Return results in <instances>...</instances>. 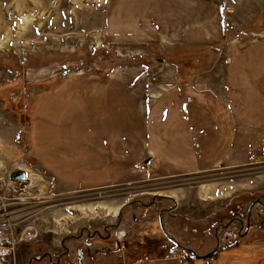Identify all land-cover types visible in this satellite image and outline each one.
Instances as JSON below:
<instances>
[{
	"label": "crops",
	"instance_id": "crops-1",
	"mask_svg": "<svg viewBox=\"0 0 264 264\" xmlns=\"http://www.w3.org/2000/svg\"><path fill=\"white\" fill-rule=\"evenodd\" d=\"M123 6L115 10L117 26L128 37L177 46V51L221 41L232 30L220 17V1L125 0ZM260 41L229 61L188 62L186 78L178 65L166 63L164 57L158 59L161 67H148L138 84L131 77L100 75L85 97L78 94L80 89L70 88L73 77L63 78L61 82L70 83L46 94L42 119L31 132V150L41 159L44 179L59 189L89 190L111 186L148 158L161 173L176 176L206 172L229 162H257L264 157V41ZM249 53L247 61H240ZM166 68L171 75L165 74ZM195 68L206 70L192 71ZM44 132V145L36 148V134ZM176 209L122 208L116 222L84 225L78 234L62 241V247L71 252L63 263L77 264L79 247L85 264L179 260L171 254L176 244L203 256L195 259L215 252L214 247L200 254L182 244L186 229L175 225L172 213L180 212ZM106 227H111V234L105 238L92 241L83 233ZM221 237L217 236L220 241ZM239 245L219 252L239 260Z\"/></svg>",
	"mask_w": 264,
	"mask_h": 264
},
{
	"label": "rangeland",
	"instance_id": "rangeland-1",
	"mask_svg": "<svg viewBox=\"0 0 264 264\" xmlns=\"http://www.w3.org/2000/svg\"><path fill=\"white\" fill-rule=\"evenodd\" d=\"M21 1L0 0V44L10 37L7 47L0 46V134L6 131L11 135L5 141L0 137V189L6 193L17 190L16 195L28 200L19 201L20 208H26L27 224L35 226L40 234L2 264H36L31 262L33 256L40 258L45 251L59 256L64 249L62 241L78 234L82 226L116 222L120 214L108 210L110 205L125 204L123 208L139 210L177 208L180 212L172 213L176 224L173 223L186 229L181 242L198 249L200 254L237 243L238 224H229L230 219L244 217L255 202L260 204L257 212L264 214V157L254 163L229 162L206 172L177 176L161 173L148 158L129 176L107 188L59 189L44 179L41 159L34 157L31 150V132L33 124L42 119L46 94L54 93L64 83L63 78L73 77L70 88L80 89L78 94L85 97L89 85L100 75L111 74L120 80L131 77L132 83L138 84L148 67H161L158 59L164 57L166 63L178 65L186 78L188 62L229 61L247 46L263 43L264 0H213L222 3L220 17L232 26L229 36L221 41L189 45L190 49L183 46L189 50L186 52L177 51V46L168 48L162 43L128 37L126 30L117 26L119 15L115 12L124 7L125 0H40L39 4L46 8L35 12L39 15L31 26L14 9ZM30 1L35 5L38 0ZM22 7L26 8L24 4ZM24 23L26 28L22 27ZM251 54L240 61H247ZM164 72L171 75L170 68ZM69 83L65 81L64 88ZM122 86L119 84L118 88ZM44 141L45 132L37 133L36 148ZM15 170L26 171L27 180L12 183L9 176ZM240 249L239 260L237 256L232 259L229 253H214L218 264H264V242L241 245ZM190 255L188 260L159 264H210L209 257H215L208 254L195 259L203 256Z\"/></svg>",
	"mask_w": 264,
	"mask_h": 264
},
{
	"label": "built area",
	"instance_id": "built-area-1",
	"mask_svg": "<svg viewBox=\"0 0 264 264\" xmlns=\"http://www.w3.org/2000/svg\"><path fill=\"white\" fill-rule=\"evenodd\" d=\"M16 193L17 190L14 189H9L7 193L0 189V261L14 257L23 244L34 241V238L37 239L40 234L35 226L27 224L26 208H20L19 201L28 200L21 198ZM12 198H16V200L13 201ZM122 248L125 247L122 246ZM171 251L172 256L181 260H188L191 257L190 251L178 244L173 246ZM208 260L210 264H218L216 257H209ZM147 261L132 264H148Z\"/></svg>",
	"mask_w": 264,
	"mask_h": 264
},
{
	"label": "flooded vegetation",
	"instance_id": "flooded-vegetation-1",
	"mask_svg": "<svg viewBox=\"0 0 264 264\" xmlns=\"http://www.w3.org/2000/svg\"><path fill=\"white\" fill-rule=\"evenodd\" d=\"M260 204L259 202H255L254 204H252V206L249 207L247 213L245 214L244 217H239V216H235L233 218L230 219V223H237L238 224V231L236 233V235L238 236V241L237 243H235L236 245H239L238 242L240 241H244L246 240L245 243L240 244L241 245H247L250 243H262L264 242V217L261 218L260 216L264 215L262 212H257L256 208H259ZM261 208H264V206H262ZM264 212V209H263ZM259 220H261V222H259ZM229 224L226 226V233H225V237L224 238L226 241H228V230L230 229ZM245 228V230H243ZM256 229V230H255ZM92 231L88 232L85 231L83 233L86 234V236L88 237L89 240L95 239V238H105L108 237L111 234V227H106L103 228V230L101 229H96L94 230L92 233ZM64 244V243H63ZM234 244V245H235ZM62 248L63 251L59 254V256H53V254H51L48 251H45V253H43V255L38 258L36 256H33L31 262H35L36 264H42L44 263V261H48L49 264H64L63 263V259L65 257H67L68 255H70V250L69 248L63 246ZM222 247H217L215 252H211L209 255H213L214 253H216L217 251H221ZM80 252L82 254V256H80ZM77 264H85V258H84V250L82 247L78 248L77 251ZM213 256L216 257V255L214 254Z\"/></svg>",
	"mask_w": 264,
	"mask_h": 264
},
{
	"label": "bare ground",
	"instance_id": "bare-ground-1",
	"mask_svg": "<svg viewBox=\"0 0 264 264\" xmlns=\"http://www.w3.org/2000/svg\"><path fill=\"white\" fill-rule=\"evenodd\" d=\"M39 3H40V0L37 1V4L32 5V3H31L30 0H28V1L22 0V1L20 2V4H18V5L16 4V5H15L14 9H15L16 12L20 13V15L24 16L25 21H26L27 23H29V26H31V23L37 18V15H39V14H37V13H35V12H37L38 10H39L40 12H42V11H44L45 8H46V7L42 6V5L39 4ZM23 4L26 6V8L22 7ZM40 14H41V13H40ZM38 23H39L38 25H39L42 29L45 28V26H42V24H41L40 22H38ZM22 27H25V28H26V23L22 24ZM0 29L2 30V25H1V28H0ZM8 38H10V37L8 36V37H7V40H5L4 43H1L0 46L7 47V46H8ZM1 128H2V122H0V129H1ZM10 136H11V135L8 134V132H6V131H4V132H2V133L0 134V137L3 138L2 141H5V139H9V138H11ZM8 141L12 142L11 140H8ZM206 192L208 193L209 191L206 189ZM157 195H158V196H163V195H160V194H157ZM167 197H171V196H167ZM97 206H99V205H97ZM103 206H104V208H106V205H105V204H104ZM124 206H125V205H122V206L119 207V206L114 205V206L112 207V206L110 205V206H108L107 208H108V210L112 211L114 214H118V213L122 210V208H123ZM89 207H90V208H94V207L96 208L95 205H89ZM100 207H101V206H100Z\"/></svg>",
	"mask_w": 264,
	"mask_h": 264
},
{
	"label": "water",
	"instance_id": "water-1",
	"mask_svg": "<svg viewBox=\"0 0 264 264\" xmlns=\"http://www.w3.org/2000/svg\"><path fill=\"white\" fill-rule=\"evenodd\" d=\"M9 178L14 183L24 182L27 180V172L24 170H15L10 174ZM80 256H82L81 252H80Z\"/></svg>",
	"mask_w": 264,
	"mask_h": 264
},
{
	"label": "trees",
	"instance_id": "trees-1",
	"mask_svg": "<svg viewBox=\"0 0 264 264\" xmlns=\"http://www.w3.org/2000/svg\"><path fill=\"white\" fill-rule=\"evenodd\" d=\"M217 259V258H216Z\"/></svg>",
	"mask_w": 264,
	"mask_h": 264
}]
</instances>
